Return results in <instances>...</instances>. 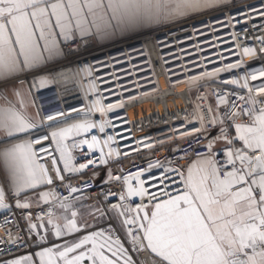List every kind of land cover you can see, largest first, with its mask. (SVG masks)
Segmentation results:
<instances>
[{
  "label": "snow or ice",
  "instance_id": "6c2138e0",
  "mask_svg": "<svg viewBox=\"0 0 264 264\" xmlns=\"http://www.w3.org/2000/svg\"><path fill=\"white\" fill-rule=\"evenodd\" d=\"M227 3L0 0V264H142L144 252L153 264H264V63L247 66L250 58L264 61V32L253 37L258 47L237 44L235 64L205 73L240 71L224 84L241 91L217 95L216 112L206 122L201 117L195 129L206 133L207 150L193 149L184 168L178 166L182 157L116 175L112 169L121 153L106 131L113 105L98 97L85 108L44 116L36 100L57 71L96 47L223 11ZM260 3L248 5L247 20L254 19L251 13L264 18ZM253 28L260 32L264 23ZM80 72L90 77L93 68ZM89 91H97L95 84ZM97 112L105 118L92 119ZM208 125L218 134L212 136ZM93 129L105 138L89 137ZM217 142L224 144L223 161ZM101 170L102 184L120 183L119 203H111V191L95 199L88 191L99 187ZM145 173L156 191L146 186ZM172 181L182 187L173 191ZM34 207L40 208L35 217ZM21 248L30 251L13 257Z\"/></svg>",
  "mask_w": 264,
  "mask_h": 264
},
{
  "label": "built area",
  "instance_id": "2783aa9c",
  "mask_svg": "<svg viewBox=\"0 0 264 264\" xmlns=\"http://www.w3.org/2000/svg\"><path fill=\"white\" fill-rule=\"evenodd\" d=\"M248 5L261 7L260 0L251 1L240 7L199 18L173 30L153 31L145 36L136 37L127 46L124 44L112 50L93 51L86 58L72 63L79 72L88 101L99 97L102 98L105 106H114V110L107 113V119L111 121L112 127L106 129L108 135L115 137L116 143L112 147L121 153L119 163L113 165L114 174L135 173L147 168L149 162L179 160L182 157L185 162L178 166L184 168L186 160L193 155V149H198L201 153L206 152L204 139L206 133L203 130L197 132L195 129L201 128V117H204L206 122L214 114V112L209 113L208 108L211 107L216 111L219 93L228 95L233 90L241 91L238 88L234 89V86L225 85L224 81L239 76L242 72L221 71L219 76L214 77H207L205 73L223 69L228 64H235L240 59L237 54V44L258 47L253 37L264 32V29L257 32L253 28L254 24L264 23V18L251 13L254 19L247 20V16L244 15L251 12ZM234 33L239 37L238 40L234 37ZM118 58L122 60L114 64L111 62ZM261 63L264 61L258 58L247 60V66ZM89 64L93 68L90 77L80 72V69ZM116 75L120 77H115ZM123 82L131 86L130 95L127 97L123 96L124 92H119L120 86H126L119 85ZM92 84L96 86L95 93L89 91ZM181 88L186 89L188 95L180 108L150 117L146 116L148 110L135 108L142 99L157 96L166 89L174 91ZM261 98L264 99V96ZM235 102L241 103L239 100ZM93 118L101 120L105 117H101L97 112ZM208 128L212 136L218 134L217 128L211 125H208ZM92 134L101 139L105 138L104 134L96 129H93L89 137ZM217 148L221 149V152L217 153V159L223 161L224 146ZM96 155L98 154H94L93 158ZM77 158L79 162L85 160V157L79 154ZM153 171L157 176L162 174L159 170ZM150 176L151 174L145 173V177H142L147 179L148 187L154 183ZM105 177L106 170H101L95 181L99 187L94 191L93 189L88 191L92 192L94 199L104 191H111L116 194L109 198L111 203H119V193L122 191L120 183L102 184ZM178 179L175 177V181ZM72 183L77 184L80 181L73 180ZM171 186L173 191L177 187H182L174 181L171 182ZM60 191L64 193L63 189ZM150 191L156 189L150 187ZM134 203H142V201L137 199ZM32 212L35 217L40 213V208L34 207ZM4 219V214L0 215V224ZM3 234V230L0 229V236ZM29 251L30 249L26 248L14 249L12 256L25 255ZM140 259L142 264H153V259L147 252L142 253Z\"/></svg>",
  "mask_w": 264,
  "mask_h": 264
},
{
  "label": "crops",
  "instance_id": "0c3cea01",
  "mask_svg": "<svg viewBox=\"0 0 264 264\" xmlns=\"http://www.w3.org/2000/svg\"><path fill=\"white\" fill-rule=\"evenodd\" d=\"M251 1H255V0H229V3L223 5L222 7L224 8V10H227V9L243 6ZM217 12H220V10L210 11L207 14L196 18L195 20L203 17L205 18ZM192 21L194 20H188L186 22H181L173 25L161 26L160 28L154 31L166 32L167 30L176 29ZM135 38L136 37L131 39H117L115 42L105 44L104 46L101 47H96L95 49L100 51L111 47L114 48V46L121 45ZM74 71L78 72L76 66H74L72 63L65 64L63 66V71H57L55 73L54 82L51 83L47 88H44L37 93L36 100L39 106L43 109L41 113L42 115L47 116L58 112H71L72 108L86 107L89 101L87 99L86 91L84 90L85 87L79 75L73 74ZM72 115H75V113H72ZM92 119H94L93 116ZM231 132L234 134V129H232ZM221 146H224V144L222 142H217L216 148ZM2 214L3 213H0V215Z\"/></svg>",
  "mask_w": 264,
  "mask_h": 264
},
{
  "label": "bare ground",
  "instance_id": "6f19581e",
  "mask_svg": "<svg viewBox=\"0 0 264 264\" xmlns=\"http://www.w3.org/2000/svg\"><path fill=\"white\" fill-rule=\"evenodd\" d=\"M188 92L186 89H178L174 91L165 90L159 93V95L140 101L135 105L136 109H144L151 112L150 115H159L161 112L169 111L171 109L180 108L184 105L185 97ZM159 108H162L158 110ZM154 110L156 112H154ZM149 112H147L149 114Z\"/></svg>",
  "mask_w": 264,
  "mask_h": 264
},
{
  "label": "rangeland",
  "instance_id": "374dc122",
  "mask_svg": "<svg viewBox=\"0 0 264 264\" xmlns=\"http://www.w3.org/2000/svg\"><path fill=\"white\" fill-rule=\"evenodd\" d=\"M135 39H133V40H131V41H127L126 43H123V44H121V45H124V44H126V46H127V44H129V43H131L132 41H134ZM121 45H117V46H114V47H116V48H118L119 46H121ZM112 48L113 47H111V48H108V49H104V50H96V49H94V51H97V52H102V51H105V50H112ZM114 49V48H113ZM122 60V58H118V59H114V60H112L111 62L114 64V63H117V61H121ZM115 77H120V75H116ZM122 80V79H121ZM123 84H125L126 85V82H123V83H121V84H119V85H123ZM120 89H119V92L121 93V92H124L123 93V96H125V97H127V96H129L130 94V92H129V90L131 89V86L130 85H126V86H120L119 87ZM193 93V91L191 92V94ZM147 99H149V98H147ZM142 100H145V99H142ZM160 109H162V108H159L158 110H160ZM157 111V110H156ZM155 110H154V112H156ZM214 113L216 112V111H213ZM151 114V112H149V114L148 115H150Z\"/></svg>",
  "mask_w": 264,
  "mask_h": 264
}]
</instances>
